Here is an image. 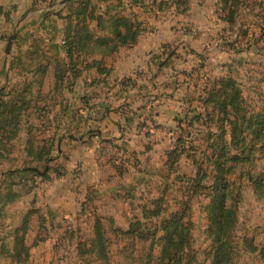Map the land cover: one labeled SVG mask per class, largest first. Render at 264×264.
Returning <instances> with one entry per match:
<instances>
[{
  "label": "rangeland",
  "instance_id": "rangeland-1",
  "mask_svg": "<svg viewBox=\"0 0 264 264\" xmlns=\"http://www.w3.org/2000/svg\"><path fill=\"white\" fill-rule=\"evenodd\" d=\"M67 2L54 0L51 6L61 9ZM243 3L245 4L244 0ZM246 4L248 6L240 8L234 28L226 25L223 27L221 22L219 25L213 19L218 16L213 14L206 24L190 20L188 16L178 21L177 26L181 22L186 27L184 37H178L182 40L179 52L193 59L191 54L196 56L192 65L195 72L186 80L178 81L183 88L163 91L164 98L168 94L172 95L166 98L167 107L177 111V106L180 105L181 109L185 106L184 100L189 102V99L198 95V89L203 87L206 80L230 74L236 79L242 96L246 99V108L240 110V117L245 120L240 121L235 132L226 128L223 141L219 143L220 146H225L223 155L228 187L227 203L233 212L232 226L228 232V264H264V190L257 188L255 184L256 178L264 173V129L255 136L257 123L253 124L256 113L264 105V0H247ZM52 19L47 20L46 24H40V31L36 32L39 35L36 36L45 37L57 44L40 45L38 41L31 53L49 54L44 56H48L44 62L36 63H51L55 68H62L66 72L67 60L62 63L55 55L62 52L66 58L62 47L64 21L56 22ZM140 28L142 33L147 26L141 24ZM150 29L152 30L151 26ZM9 32L8 29L7 34ZM12 32L6 40L8 42L12 38L10 51L6 56V74L13 39L18 35L17 32ZM170 46L168 51L163 50L169 57L174 54L175 47L174 44ZM169 50L171 52L168 54ZM162 61L165 62L164 57L161 58V63ZM138 71L134 73L135 77L140 73ZM65 79L69 83L68 91L76 94L79 91L76 87L81 82L78 81L77 84V78L73 79L70 72H66L63 81ZM17 80L16 70L10 76L8 74L5 81L7 93L21 90L16 88L14 82ZM185 83H189L190 87L185 88ZM27 93L30 94L31 91ZM54 93L52 100L57 99L55 89ZM196 104L192 101L193 106ZM83 106L77 102L74 108L79 110ZM84 108L83 112L87 117L88 112ZM181 109L177 112L181 113ZM51 110L52 108L28 107L23 111V116L32 122L37 120L34 122L35 127L29 131L31 140H41L42 144L48 146L47 127L50 125L58 130L61 128V133L67 138L63 143H68V140L74 146L73 149L78 151L79 158H94L96 164L102 165L104 173H107L96 181L91 180L92 176L90 179V173L87 172V177H83L77 186L70 178H63L74 160L79 168L76 173H80L82 169V160L78 163L79 159H75L77 157H74V151L70 147L62 150V156L55 163L51 160L47 167H44L42 161L36 164L25 163L27 167L36 166L40 174L46 172L48 177L18 172L11 178L15 182L11 186L12 192L16 194L15 199L7 200L3 207L2 202L0 203V264H159L162 237L166 235L165 224L169 220L161 218L169 213L181 215L179 225L187 235L183 249L176 258L178 264L212 263L214 242L210 208L213 196L211 184L215 173L212 171L214 163L207 155L210 150L205 149L206 141L198 142L199 149L194 156H182L177 161L176 168H169L161 163L165 161V152L173 145V138L179 133L174 113L168 112L164 116L168 117L169 123L163 128H157L150 122L149 127L143 126L142 133L137 134L142 135V138L133 137L132 130L124 135L123 141L112 143L96 137H86L87 128H93L87 124H82L79 128L76 125L75 131L73 126L48 124L46 117ZM62 115L63 109H60L59 116ZM70 117H66L68 122ZM161 131L163 135L159 134ZM191 131L195 137V131ZM53 137L54 135L50 138ZM71 140H78L75 141L78 144ZM94 141L97 142L96 147L91 144ZM13 153L16 154L17 150ZM17 158L20 157L17 155ZM9 164L4 162L0 170L22 169L24 166L22 164L10 169ZM114 166L125 168V173L119 177ZM136 168L140 171L147 168V171H144L145 174L142 172L143 178L135 184L133 177L140 174L135 172ZM111 169L113 173H110ZM6 171L2 172L4 176L0 181L1 195L6 192L4 181L9 176ZM119 179L126 185H135L137 189H125L123 185L119 186V181L117 189H108V193L105 188ZM86 183H91L89 187L93 189L89 191L88 188L85 194L84 189L79 190L78 187ZM149 201L152 203L149 204ZM146 206L149 214L159 206L160 214L146 217ZM131 224H135L132 233L129 231ZM98 231L103 236V249L98 245ZM17 250L24 251L25 254L19 253L17 256Z\"/></svg>",
  "mask_w": 264,
  "mask_h": 264
},
{
  "label": "crops",
  "instance_id": "crops-1",
  "mask_svg": "<svg viewBox=\"0 0 264 264\" xmlns=\"http://www.w3.org/2000/svg\"><path fill=\"white\" fill-rule=\"evenodd\" d=\"M50 1L0 0V7L3 11V13H0V79L2 78L0 88L6 87L5 81L8 79V74L10 76L11 72L16 70L18 74V80L14 82L17 86L16 88H22L26 83H30L28 88H41L40 90L32 89L30 94H26L31 99L32 107L29 109L52 108L46 117L48 124L57 123L59 126H73L74 131L77 130L75 129L76 125L79 128V126H83L82 124H87L88 127L93 128H87L88 135L86 137H89V139L96 137L100 138L101 141L108 140L112 143L123 141L124 135L127 132H132V130H134L133 137L142 138V135L137 134L142 133L141 129L143 126L149 127L148 123L151 122L153 126L163 128L164 125L169 123L168 117L164 118L168 112L174 113V115L180 112V105L176 108L178 112L167 107L166 98H170L172 95L168 94L164 98L163 91L168 92L170 88H183L178 81L186 80V78L193 75L195 69H192V65L196 56L191 54L194 56L193 59L179 52V44L182 40L178 39V37H184L183 31H186V27L181 22L177 26L178 21L188 16L190 20L206 24L208 23V18L213 14L214 16H218L217 19H213L219 25L221 22L223 27L224 25L229 27L221 19V11L217 0H186V7L182 3L176 5L171 0H119L127 14L133 20L140 23V25L145 24L147 29L138 35L136 42L132 45H122L114 53L103 57L100 55L88 57V61H92L93 59L101 60L102 65L108 68L109 72L108 74L99 73L94 66L84 69L76 81L77 84L79 83L78 81L81 82L76 87L79 88V91L74 94L68 91L67 87H69V83L66 79L65 81H58L57 84L55 83L54 64L45 63L42 65L36 63L38 61L44 62L45 58L48 57L44 56L49 54L31 53L34 46L38 45V41L40 45L57 44L45 37L36 36L39 35L36 32L40 31V24H46V21H50L52 17L54 18L52 19L53 21L63 22L55 14L58 8L51 6ZM6 12L8 13V17L5 15ZM59 25L61 29V24ZM89 27L92 30H97L96 22L91 21ZM8 29L10 32L7 34ZM12 30L15 33L17 32L18 35H15L16 37L13 39L7 63L8 73L6 74L5 47L8 36L10 33H13ZM172 44L175 46L173 47L174 54L172 53L173 55L169 57V55H166L167 52L164 53L163 50L168 51ZM16 49L17 52H14ZM55 55L62 63L66 62L64 53L59 52V54L55 53ZM196 55L201 58L198 53ZM163 57L165 58V62L162 61L163 63H161V58ZM48 60L50 59L48 58ZM137 70L140 73L135 77L134 73ZM38 76H42L40 86L34 82L38 79ZM187 87H190L189 83H185V88ZM54 89L58 100H52L55 94ZM81 97L85 98L87 104L82 101ZM77 102L85 106L83 108L88 112L87 117H85L82 107L80 109L77 107L79 110H75L74 107L77 105ZM60 109H63L62 117L59 116ZM69 115L71 117L68 122ZM66 117L68 118L66 119ZM34 122H37V120ZM34 122L28 117L23 116L14 149L17 150V153L14 154L13 150L6 159H0V166L6 162V164H11L10 169H14L20 167L22 164L24 165L26 162H30L29 157L26 155L25 142L28 137V130L30 131V129L35 127ZM47 131L50 135L46 137L49 139V145L53 144L50 156L53 158L52 163H55L56 159L62 156V150L67 149V147L73 149L74 146L70 145L68 140V143H63L67 139L61 133L63 129L60 128L58 130L49 125ZM159 134L163 135L164 133L161 131ZM53 135L54 137L51 139L50 137ZM71 141L74 144H78L75 142L78 140ZM41 144V140L34 141V147L36 148L40 147ZM91 144H93V147H96L97 142L94 141ZM84 145L85 143H83ZM72 152L74 153V157H77L75 159H79L78 163L81 160L83 162L81 172L76 173L79 168L76 167L77 164H75L76 161L74 160L75 162L73 161L71 168L70 166L67 168L66 174L64 169L63 174L65 176L63 178H70V180L75 182L76 186L82 181L83 177H87V172L90 173L88 177L91 179L92 176L91 180L96 179V181L102 179L104 174L107 173V171L104 173L105 168L102 169V165L96 164L95 160H93L94 158L81 159L78 157L79 153L77 150L73 149ZM17 155L20 158H17ZM163 162L164 160L161 165ZM31 163L36 164V162ZM6 170H0V181L4 176L2 172ZM144 171L146 172L147 168L143 171L135 169L136 173H140L133 177L135 184L140 181L139 179L143 178L141 176H143L142 172L145 174ZM73 172L76 174H73ZM110 173H113L112 169ZM119 181L120 179L109 184L105 188L107 192L108 189L115 191ZM90 185L91 183H86L78 187V189H84V193L86 194L88 188L89 191L93 189L89 187ZM121 185L131 191L137 189L131 183L126 185L120 181L119 186ZM112 193L114 194V192Z\"/></svg>",
  "mask_w": 264,
  "mask_h": 264
},
{
  "label": "trees",
  "instance_id": "trees-1",
  "mask_svg": "<svg viewBox=\"0 0 264 264\" xmlns=\"http://www.w3.org/2000/svg\"><path fill=\"white\" fill-rule=\"evenodd\" d=\"M171 1L176 5L182 3L184 7L187 6L186 0ZM217 1L221 11V19L230 28L236 27L239 10L243 5L248 6L246 4L247 0H244L245 4L243 0ZM52 3H54V0L50 1V4ZM103 3L106 4L103 5ZM0 13H3L1 7ZM55 14L64 21L62 47L66 52V72H70L73 79H78L81 72L91 66L96 67L99 73L108 74L109 69L102 65L101 60L93 59L88 61V57L110 55L122 45L134 44L141 33L140 23L127 14L119 0H70L63 8L56 10ZM5 15L8 17L7 12ZM91 21L96 22L97 30H92L89 27ZM170 52L171 50H169ZM66 72L62 68H55L54 77L56 84L58 81H63ZM41 81L42 76L35 80L39 86ZM72 83L75 84V82ZM29 85L30 83L24 84L17 93H15L16 91L7 93L5 86L0 88V159H6L15 149L23 115H25L23 111L28 107H32L31 99L26 94L32 89L28 88ZM81 98L87 104L85 98ZM192 101L197 104L193 106ZM184 103L185 106L182 108V112L177 113L175 118L177 121L176 128L179 133L173 138L172 147L165 152L163 165L165 164L169 168H176L177 161L182 156L191 158L196 154L199 149L198 142H207L205 149L210 150L207 155L214 163L212 171L215 173L211 184L213 196L210 208L212 213L210 226L214 242L211 264H228L230 259L228 232L232 226L233 212L227 203L228 187L225 180V158L223 155L225 146H220L219 143L223 141L222 136L225 134L226 128H230L235 132L240 121L245 120L244 117H240V110L246 108L245 103L247 102L242 96L236 79L230 74H224V76L206 80L203 87L198 89V95L189 99V102L184 100ZM254 123H257L254 133L255 136H258L259 132L264 129V105L256 113L253 119ZM191 130L195 131V137ZM27 133L25 151L29 161L36 163L42 161L44 162V167H47L49 162L53 160L50 156L53 144L51 146L43 144L36 148L29 137V130ZM6 146L10 148H6ZM114 167L119 176L126 171L125 168ZM18 172L33 175L39 174L43 178L48 177L46 172L40 174L36 166L27 167L25 164L22 169L6 171V175L9 176L8 178L6 177L8 180L4 181L6 192L2 195L0 193L1 207L6 204L7 200L12 201L15 199L16 194L11 190V186L15 182H12L11 178ZM57 174L60 175L59 172ZM255 184L257 188L264 190V173L256 178ZM151 203L149 201V204ZM146 209H149L148 206L144 208V211ZM159 210V206L156 210H151L150 214L146 210V217L155 214L159 215ZM167 218L169 220L165 224L166 235L162 237L163 244L159 264H178L176 258H178V254L183 249L187 235L185 232L183 233V228L179 225L180 214L169 213L161 219L165 220ZM131 225L130 233L135 228V224ZM178 227H180L179 231L177 230ZM169 228H172V230H169ZM140 235L143 236V234ZM97 241L100 249H103V236L99 231ZM19 253L25 254L24 251L17 250V256Z\"/></svg>",
  "mask_w": 264,
  "mask_h": 264
},
{
  "label": "water",
  "instance_id": "water-1",
  "mask_svg": "<svg viewBox=\"0 0 264 264\" xmlns=\"http://www.w3.org/2000/svg\"><path fill=\"white\" fill-rule=\"evenodd\" d=\"M69 0H60V3H65ZM12 42V38H9L7 44H6V47H5V55L7 56L9 54V51H10V44Z\"/></svg>",
  "mask_w": 264,
  "mask_h": 264
}]
</instances>
